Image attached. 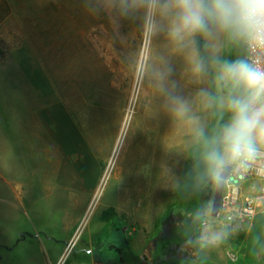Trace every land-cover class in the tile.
Listing matches in <instances>:
<instances>
[{
  "label": "crops",
  "instance_id": "0c3cea01",
  "mask_svg": "<svg viewBox=\"0 0 264 264\" xmlns=\"http://www.w3.org/2000/svg\"><path fill=\"white\" fill-rule=\"evenodd\" d=\"M11 17L10 0H0V33ZM161 23L148 44L146 116L147 126L167 143V151L158 166L153 151L134 153L135 171L128 172L125 192L104 204L100 217H85L110 157L99 152V133L110 127L113 140H118L122 113L106 118L100 103H91L89 89L85 92L70 84V92H59L46 81L47 73L26 45L9 54L17 68L0 69V264H63L78 244L71 264H133L149 250L150 239L155 243L160 237L171 216L169 208L168 217H149V213L139 217V203L147 199L151 205L163 206L165 191L170 201L182 181L175 168L182 165L194 180L187 198L195 206L201 204L202 192L213 177L218 180L228 159L211 169L205 156L220 132L204 145L218 124L217 113L227 112L215 100L219 95L225 103L227 99L218 80L223 39L197 34L181 47L169 39L167 20ZM115 35L109 40L110 50L117 45ZM101 56L106 66L119 57L107 52ZM193 58L203 63L202 72L193 71ZM138 71L136 57V76ZM144 164L147 179L140 183ZM231 184L239 205L254 197L257 217H264V171L257 175L248 169ZM161 212L164 209L157 215ZM151 247L154 252L156 245Z\"/></svg>",
  "mask_w": 264,
  "mask_h": 264
},
{
  "label": "rangeland",
  "instance_id": "374dc122",
  "mask_svg": "<svg viewBox=\"0 0 264 264\" xmlns=\"http://www.w3.org/2000/svg\"><path fill=\"white\" fill-rule=\"evenodd\" d=\"M10 2L12 17L0 33V69H16L13 56L9 57V54L26 45L47 73L46 81L58 87L59 92H70V84L80 86L85 92L89 89L91 103L99 102L106 118H114L116 113L117 116L122 113L123 131L118 140H113L110 127H107L99 133L102 137L100 142H96L99 152L110 157L104 162L107 163L106 171L85 217H100L103 205L113 202L121 190L125 192L128 172L135 171L132 160L134 153L138 152L141 156L153 151L158 166V161H162L167 151V143L158 139L157 134L154 135L147 126L146 62L151 34L144 29L143 10L129 9L123 13L120 0ZM115 34L117 45L110 50L109 40L115 38ZM212 36L223 39V46H220L224 53L221 64L237 59L248 60L247 41L231 39L227 33L215 28ZM100 37L103 45H100ZM102 52L119 57L109 60L106 66ZM224 90L228 96L229 89L224 87ZM215 100L219 106L220 95ZM223 115L217 113L215 122L218 124L213 126L212 133L206 138L205 147L230 121V112H223ZM179 145L176 143V146ZM256 147L264 149V143L257 139ZM174 153L171 151V154ZM172 161L175 162L174 159ZM140 168V183H145L146 164L140 165ZM184 170L183 165L175 168L182 181L177 194L170 197V201L168 192H163L162 196L167 201L165 205H151L145 199L137 206L139 217H146L148 213L149 217H168L166 210L169 208L171 216L167 233L164 235L161 232L155 243L151 238L149 250L143 252L133 264H264V222L257 217L259 211L249 213L243 205L222 204L220 215L212 216L217 178L213 177L211 185L202 192L201 204L195 206L187 198L194 180ZM233 182H226L223 196L232 191ZM201 186L205 187L204 184ZM162 209V215H157ZM153 243L156 245L154 252L150 249ZM79 248L80 244L73 246L63 264H71ZM177 248L182 249L179 256L176 255ZM170 257L172 261L167 263L166 259Z\"/></svg>",
  "mask_w": 264,
  "mask_h": 264
},
{
  "label": "clouds",
  "instance_id": "9594fccd",
  "mask_svg": "<svg viewBox=\"0 0 264 264\" xmlns=\"http://www.w3.org/2000/svg\"><path fill=\"white\" fill-rule=\"evenodd\" d=\"M120 6L123 13L142 9L143 26L150 34L167 20L169 39L181 47L188 38L209 36L215 28L264 50V0H120ZM193 63L195 73L204 70L199 60L193 58ZM218 80L229 89L226 103L222 99L220 106L226 107L231 119L206 153L211 169H218L226 159L251 157L257 139L264 143V67L245 59L224 62Z\"/></svg>",
  "mask_w": 264,
  "mask_h": 264
},
{
  "label": "built area",
  "instance_id": "2783aa9c",
  "mask_svg": "<svg viewBox=\"0 0 264 264\" xmlns=\"http://www.w3.org/2000/svg\"><path fill=\"white\" fill-rule=\"evenodd\" d=\"M247 59L249 63L255 66L264 67V50L253 49L247 43ZM234 173L238 172L240 177L244 171L250 169L251 172L257 175L264 171V149L256 147V153L251 157H245L236 161ZM239 205L237 194L232 190L228 195L223 196V205ZM257 206V199L254 197H246L244 199L243 208L246 212L253 213ZM91 252V251H90Z\"/></svg>",
  "mask_w": 264,
  "mask_h": 264
},
{
  "label": "water",
  "instance_id": "95a60500",
  "mask_svg": "<svg viewBox=\"0 0 264 264\" xmlns=\"http://www.w3.org/2000/svg\"><path fill=\"white\" fill-rule=\"evenodd\" d=\"M237 160L228 159L227 164L221 170L216 181L214 200L211 209V215L218 217L220 215L221 207L223 204V195L228 180L236 181L238 178V172L234 173V166Z\"/></svg>",
  "mask_w": 264,
  "mask_h": 264
},
{
  "label": "flooded vegetation",
  "instance_id": "af4514ba",
  "mask_svg": "<svg viewBox=\"0 0 264 264\" xmlns=\"http://www.w3.org/2000/svg\"><path fill=\"white\" fill-rule=\"evenodd\" d=\"M169 227H170V223H169V222L163 225V229H162V231H163V234H164V235H165V233H167V231L169 230ZM152 246H154V243L152 244ZM152 249H153V248L151 247V250H152ZM181 251H182V249L177 248V250H176V255L179 256L180 253H181ZM171 256H173V255L171 254Z\"/></svg>",
  "mask_w": 264,
  "mask_h": 264
},
{
  "label": "trees",
  "instance_id": "16d2710c",
  "mask_svg": "<svg viewBox=\"0 0 264 264\" xmlns=\"http://www.w3.org/2000/svg\"><path fill=\"white\" fill-rule=\"evenodd\" d=\"M2 56V53L0 52V57ZM261 221L264 222V217H260ZM172 261V257L166 259V262L169 263ZM122 264H126L124 261H122Z\"/></svg>",
  "mask_w": 264,
  "mask_h": 264
}]
</instances>
